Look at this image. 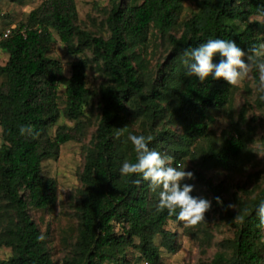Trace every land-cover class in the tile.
I'll list each match as a JSON object with an SVG mask.
<instances>
[{
    "label": "trees",
    "instance_id": "trees-1",
    "mask_svg": "<svg viewBox=\"0 0 264 264\" xmlns=\"http://www.w3.org/2000/svg\"><path fill=\"white\" fill-rule=\"evenodd\" d=\"M187 1L110 0L106 37L78 24L75 0H42L10 35L0 34V50L7 55L0 65V249H11L0 264H59L30 209L56 204L58 185L43 174V162L57 158L69 142L83 144L85 163L77 237L63 264H159L163 250L176 252L177 233L167 226L181 221L158 209L159 190L152 192L142 176L120 173L126 160H137L130 135L151 136L148 147L171 156L173 167L190 158L199 169L197 181L233 232L207 264H264V228L256 213L264 202V182L237 196L235 211L228 207L224 185L205 175L237 170L249 151L252 138L239 126L218 136L211 127L213 112L229 107L233 87L223 79L201 83L186 75L183 56L209 39L234 40L246 53L264 44V0H196L189 14ZM150 31L168 47L166 61L156 66L148 55ZM54 32L70 54L83 55L69 76L50 56ZM220 59L217 54L213 62ZM92 67L102 79L100 113L86 143L94 125L86 110L93 95L87 80ZM252 73L258 83V69ZM258 103L264 114L260 94ZM63 116L73 125L59 124ZM22 125L38 135H21ZM191 195L197 197L194 189ZM196 227L203 244L210 245L208 225Z\"/></svg>",
    "mask_w": 264,
    "mask_h": 264
},
{
    "label": "rangeland",
    "instance_id": "rangeland-1",
    "mask_svg": "<svg viewBox=\"0 0 264 264\" xmlns=\"http://www.w3.org/2000/svg\"><path fill=\"white\" fill-rule=\"evenodd\" d=\"M78 12V24L97 35L108 36L105 25L106 11L110 0H75ZM42 0H0V34L8 28L18 26L27 21L29 13L41 4ZM196 0L186 2V13L196 8ZM264 23V19H261ZM55 42L52 45L50 56L60 60L66 70V75L71 74V66L74 61L83 55L75 56L68 52L66 46L60 41L54 32ZM148 55L153 66L163 64L166 61L168 50L164 40L150 31ZM7 55L0 50V65L5 64ZM88 88L93 95L88 99L86 107L88 115L92 118L89 134L86 143L91 140L94 133L97 116L100 113L98 108L99 96L98 87L101 74L90 68L87 75ZM257 82L254 81L253 73L250 78L243 81L238 87H233L232 101L224 111H214L215 122L211 125L213 131L218 136L225 129L239 126L245 135L252 138L249 144V151L243 158L239 168L235 171H225L213 169L205 172L207 178L215 184L224 185V197L230 205H235L232 209L236 211L235 198L245 196L244 191H250L257 185L264 182V114L258 103L259 93L256 91ZM61 107L63 101L64 88L60 89ZM73 125L74 122L61 117L59 124ZM57 125L52 128L55 132ZM83 144L69 142L61 147L57 158H49L43 162V174L56 180L58 185V198L54 206L49 209L31 208L30 213L39 225L43 235L48 240V246L54 261L63 264V260L71 251L77 237L78 216L76 204L82 191L80 175L85 163V153ZM185 168V171L194 173V179L190 180L197 197L206 198L211 201V195L206 191L196 179L198 168L189 158L185 162L178 164ZM208 225L213 236L210 245L203 244L202 233L197 231L196 226L186 227L183 222H170L167 226L177 233V251L174 253L163 250L159 264H207L219 249V243L227 237L232 236L230 230L214 209L211 207L205 214L202 221ZM133 249L129 251L131 257L135 255ZM11 255V249H0V261L7 259Z\"/></svg>",
    "mask_w": 264,
    "mask_h": 264
},
{
    "label": "clouds",
    "instance_id": "clouds-1",
    "mask_svg": "<svg viewBox=\"0 0 264 264\" xmlns=\"http://www.w3.org/2000/svg\"><path fill=\"white\" fill-rule=\"evenodd\" d=\"M219 54L221 59L214 63V57ZM183 56L188 71L186 75L197 77L201 83L209 77L214 80L223 79L228 85L238 87L243 81L250 78L253 69L259 71V81L256 91L260 99L264 100V44L253 46L246 53L234 40L220 38L209 39L196 48H188ZM21 135H38L31 125L20 126ZM129 140L137 154L136 162L125 161L120 168L122 176L133 174L142 176L148 182L152 192L159 190V210H167L169 216L176 215L177 220L186 227L196 226L205 220V214L211 207V201L206 198L191 195L193 186L182 183L194 179V173L185 171V168L172 165V157L151 150L148 145L151 136L130 135ZM141 181L137 180L139 184ZM221 203L220 197H215ZM233 208L235 205H229ZM177 210H179L177 212ZM260 220V227L264 228V202L256 210Z\"/></svg>",
    "mask_w": 264,
    "mask_h": 264
},
{
    "label": "built area",
    "instance_id": "built-area-1",
    "mask_svg": "<svg viewBox=\"0 0 264 264\" xmlns=\"http://www.w3.org/2000/svg\"><path fill=\"white\" fill-rule=\"evenodd\" d=\"M13 29H14V27L8 28V29L5 31L4 36H8V35H10Z\"/></svg>",
    "mask_w": 264,
    "mask_h": 264
},
{
    "label": "crops",
    "instance_id": "crops-1",
    "mask_svg": "<svg viewBox=\"0 0 264 264\" xmlns=\"http://www.w3.org/2000/svg\"><path fill=\"white\" fill-rule=\"evenodd\" d=\"M10 256H11V255H10ZM10 256H9V257H10ZM9 257H8V258H9ZM8 258H7V259H8ZM3 260H6V259H3Z\"/></svg>",
    "mask_w": 264,
    "mask_h": 264
}]
</instances>
